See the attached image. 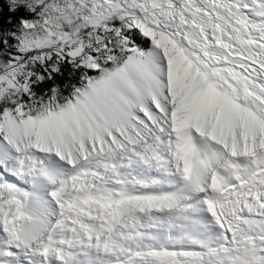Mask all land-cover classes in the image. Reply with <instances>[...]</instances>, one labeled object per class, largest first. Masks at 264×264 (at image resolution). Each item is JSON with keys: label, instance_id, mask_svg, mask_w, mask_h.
<instances>
[{"label": "snow or ice", "instance_id": "6c2138e0", "mask_svg": "<svg viewBox=\"0 0 264 264\" xmlns=\"http://www.w3.org/2000/svg\"><path fill=\"white\" fill-rule=\"evenodd\" d=\"M0 264H264V0H0Z\"/></svg>", "mask_w": 264, "mask_h": 264}]
</instances>
